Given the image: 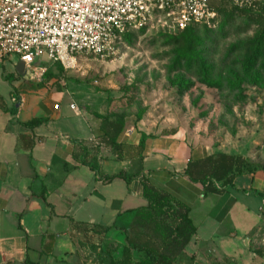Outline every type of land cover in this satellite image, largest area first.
<instances>
[{
  "label": "crops",
  "instance_id": "crops-1",
  "mask_svg": "<svg viewBox=\"0 0 264 264\" xmlns=\"http://www.w3.org/2000/svg\"><path fill=\"white\" fill-rule=\"evenodd\" d=\"M19 63L12 56L0 64V264H25L28 259L94 264L83 242L91 236L80 229L122 227L128 212L148 206L145 184L190 210L198 231L179 264H241L230 256L241 255L238 240L248 239L246 250L257 257L253 248L264 243L263 172L238 177L220 194H206L205 186L187 175L189 165L226 150L201 132L159 127L146 117L128 122L118 140L126 148L114 153L96 137L95 114L106 115L108 108L65 102V92L53 89L52 82L35 86L19 75ZM33 120L46 123L25 126ZM83 159L99 160L100 174L79 163ZM139 169L130 184L107 180ZM216 187L223 188L219 183ZM102 238L126 244L124 230L113 229Z\"/></svg>",
  "mask_w": 264,
  "mask_h": 264
},
{
  "label": "trees",
  "instance_id": "trees-1",
  "mask_svg": "<svg viewBox=\"0 0 264 264\" xmlns=\"http://www.w3.org/2000/svg\"><path fill=\"white\" fill-rule=\"evenodd\" d=\"M211 9L217 14L215 27L208 25H191L183 31L172 32L166 28H158L151 35L152 42H161L168 48L165 55L169 59L167 67L170 86L177 88L181 97L185 96L197 85L215 89L232 98L242 101L243 84L249 82L264 88V1L255 0L252 7L239 8L226 0H210ZM247 19V24L238 25L239 19ZM254 27L252 36L239 39L231 44L226 55L220 59L223 67H229V73L224 76L216 71L217 63L214 59L215 49L222 40H227L230 35L246 34ZM148 28L136 33L125 34L119 43V47L134 46L140 37L146 36ZM48 67L39 86H45L52 81V67ZM0 106L3 100L0 98ZM145 106L138 107V113L134 112V122L138 123L147 115ZM99 122L96 137L100 145L106 146L114 153H119L126 145L119 144L118 140L124 134L130 113L111 112L106 115L95 114ZM46 123V120H33L25 124L28 128H36ZM145 138V137H144ZM145 139L139 148L142 151ZM82 149V145L78 146ZM79 150V149H78ZM81 151V150H79ZM89 155L86 151H81ZM85 152V153H84ZM79 152L76 159H79ZM82 165L89 167L96 175L100 174L99 160H79ZM141 164V160L138 161ZM75 170L76 167L71 168ZM142 172L131 175L123 171L115 176H108L107 180L117 178L131 183L132 178ZM264 173V163L243 157L242 155L225 152L216 153L204 160L191 162L187 170L189 178L200 182L205 186L206 194H220L224 188L234 186L235 180L243 175ZM216 183L222 185V189L216 187ZM144 196L148 206L136 211L128 212L126 221L122 227L113 224L110 227L97 230H83L87 236H103L113 229L124 230L126 244H109L95 250L101 251L95 264H179L187 257L186 249L197 234V227L190 217V210L180 205H175L172 199L153 187L144 185ZM43 199L47 202L46 197ZM127 223H131L127 225ZM86 227V226H85ZM144 228L150 229L151 236L139 232ZM103 230V231H102ZM91 231V235L89 232ZM255 256L264 261V243L253 248ZM25 264H37L28 259Z\"/></svg>",
  "mask_w": 264,
  "mask_h": 264
},
{
  "label": "rangeland",
  "instance_id": "rangeland-1",
  "mask_svg": "<svg viewBox=\"0 0 264 264\" xmlns=\"http://www.w3.org/2000/svg\"><path fill=\"white\" fill-rule=\"evenodd\" d=\"M239 24L244 26L247 19H239ZM158 28L157 24L150 26L147 35L140 37L134 46H118L117 55L113 58L79 57L77 66L69 70L61 64L53 66V89L65 92V102L74 100L88 107L93 103L100 108H108V113L110 110L128 112L131 114L130 125L135 119L134 112L138 113V107L145 106L148 109L146 119L159 127L201 132L212 137L214 143L227 153L242 155L257 164L264 163V88L249 82L243 84L244 98L240 102L202 85L181 97L177 88L169 84V59L165 55L168 48L161 42L155 44L151 41V35ZM254 32L252 27L246 34L233 33L219 43L214 56L218 73L224 76L229 73V67H223L220 59L231 44L252 36ZM43 62L46 67L53 65L47 57ZM29 83L37 86L38 82L31 80ZM139 232L152 235L147 228ZM238 241L243 253L232 254L230 251V257L241 264H264L262 259L249 255L245 241ZM83 242L87 247L86 257L94 264L101 254L94 248L119 244L106 241L101 236L88 237Z\"/></svg>",
  "mask_w": 264,
  "mask_h": 264
},
{
  "label": "built area",
  "instance_id": "built-area-1",
  "mask_svg": "<svg viewBox=\"0 0 264 264\" xmlns=\"http://www.w3.org/2000/svg\"><path fill=\"white\" fill-rule=\"evenodd\" d=\"M226 1L241 9L255 3ZM216 18L210 0H0V64L17 57L23 76L40 83L48 70L44 57L74 69L79 57L116 56L125 34L155 24L172 32L215 27Z\"/></svg>",
  "mask_w": 264,
  "mask_h": 264
},
{
  "label": "water",
  "instance_id": "water-1",
  "mask_svg": "<svg viewBox=\"0 0 264 264\" xmlns=\"http://www.w3.org/2000/svg\"><path fill=\"white\" fill-rule=\"evenodd\" d=\"M17 71H18L19 75H21V76L24 74V71H25V64H24L22 61L19 63V66H18ZM246 245H247L248 247H250V239H248V240L246 241Z\"/></svg>",
  "mask_w": 264,
  "mask_h": 264
}]
</instances>
